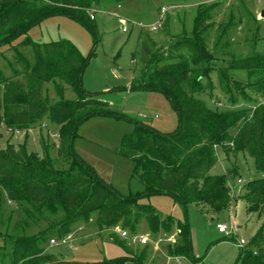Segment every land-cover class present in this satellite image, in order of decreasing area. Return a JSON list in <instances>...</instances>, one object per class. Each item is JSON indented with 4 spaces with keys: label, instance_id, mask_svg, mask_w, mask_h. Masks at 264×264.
<instances>
[{
    "label": "trees",
    "instance_id": "trees-1",
    "mask_svg": "<svg viewBox=\"0 0 264 264\" xmlns=\"http://www.w3.org/2000/svg\"><path fill=\"white\" fill-rule=\"evenodd\" d=\"M101 1L0 0V55L2 48L14 52V60L4 57L10 73L0 66V128L5 125L30 129L47 120L58 125L59 156L67 164L65 168L56 166L57 158L50 155L49 143L43 137V153L30 152L26 143L16 146L8 142L0 146V226L7 199L29 206L39 220L46 221L47 206L59 215L37 233L17 235L12 264H70L48 254L46 244L71 232L75 223L89 221L95 211L100 231L120 226L135 234L143 218L152 232L175 230L178 240L168 245V255L194 260L188 221L165 217L142 200L152 195H168L186 213L189 204L201 209L207 206L215 212L227 209L234 199L228 177L237 175L238 171L231 167L227 174L211 173L218 162L219 149L227 160L231 153L234 156L246 153L254 158L257 170L264 172V104L253 110L257 96L264 97V53L227 60L228 71H245L249 75L260 72L263 76L251 86L252 93L239 87L242 101L249 106L227 112L213 110L205 100L194 96L203 85L201 76L193 78L194 73L206 72V64L209 63L210 69L214 67L212 60H208L203 50L204 41L183 36L171 46L169 62L141 78L134 77L131 83V89L164 94L178 115V126L171 132L164 133L136 121L134 131L123 137L119 152L134 162L133 176L140 178L144 190L129 195L121 193L79 156L75 139L82 122L97 114L117 117L122 114L84 88L89 57L71 40L41 44L26 36L16 41L52 15L74 18L97 39L95 17H91ZM202 7H198L195 18V35L208 28L201 24L213 17L212 6H207L206 12ZM155 46L153 37L146 33L141 42V61L146 70L153 64ZM49 82L56 85L59 100L55 103L44 94V84ZM65 85L76 93L77 99L65 98ZM241 190L239 198L246 202L248 212L256 213L263 222L246 247L240 248L235 264H264V176L249 180ZM48 216L53 218L51 214ZM112 238L126 247L117 234L113 233ZM148 255L145 247L133 256L97 264H122L129 259L143 264Z\"/></svg>",
    "mask_w": 264,
    "mask_h": 264
},
{
    "label": "rangeland",
    "instance_id": "rangeland-1",
    "mask_svg": "<svg viewBox=\"0 0 264 264\" xmlns=\"http://www.w3.org/2000/svg\"><path fill=\"white\" fill-rule=\"evenodd\" d=\"M118 4L121 8H118ZM199 6H203L204 12L207 6H212L213 17L201 24L203 28L209 27L197 31L195 35L193 31ZM163 7L168 9L163 27L152 31L150 26L159 19ZM263 10L264 0H102L96 12L92 13L97 25V39L93 32L74 18L52 15L44 18L16 43L26 36L41 44L68 39L84 56L89 57L83 76L84 88L109 103L110 108L122 114V117L97 114L82 122L75 139V150L94 167L100 177L121 193L129 195L143 191L144 184L138 176H133L134 162L119 152L125 134L134 131L136 121L144 122L164 133L171 132L178 126V115L168 98L156 91L131 89L134 77L141 78L144 73H151L153 69L169 62L172 56L170 48L180 36L197 38L198 41H204V48L210 53L204 48L203 50L214 67L210 69L206 61V72L194 73L193 78L202 77L203 85V89L194 92V96L205 100L213 110L227 112L246 108L249 105L242 101L239 87L252 93L251 86L263 76L260 72L249 75L245 71H228L227 60L264 53ZM117 12L131 21L143 23L146 28L141 30L138 24L129 21L128 31H123ZM146 33L156 42L152 54L153 64L147 70L141 61V42ZM1 50L3 55H0V66L10 73L4 57L14 60V52L7 48ZM92 51L95 53L92 54ZM44 94L51 103L59 100L53 82L44 84ZM65 98L77 99L76 93L68 85H65ZM261 104H264V97L257 96L253 110ZM59 129L58 125L48 120L40 126L22 129L18 134L1 127L0 146L4 147L8 142L16 146L26 143L30 152L43 153V137L49 143L50 155L57 158L56 166L65 168L67 164L59 156ZM229 157L230 159H225V153L219 149L218 162L211 170L212 174H227L231 167H236L238 171L237 175L228 177L234 199L229 208L223 211L215 212L205 209L207 206L201 209L195 204H189L186 213L183 206L168 195H152L142 200L165 217L174 216L188 221L195 258L191 261L195 264H235L240 255L238 239L243 237L250 240L262 224L255 213L247 212L245 201H236L235 197L240 196L241 188L249 180L263 177L264 172L257 170L254 158L246 153L239 152L236 156L231 153ZM45 214L46 221L39 220L29 206L6 200L3 223L0 226V264H12V247L17 235L37 233L59 217L48 206ZM97 218L98 212L95 211L89 221L75 223L69 232L73 234L72 242H48L47 253L70 264H97L133 256L147 247L149 255L143 264H186L187 260L168 258L165 251L168 239L176 236L175 230L152 232L143 218L135 235H147L151 242L141 245L121 237L115 227L100 231ZM218 222L234 226L236 234L226 237L217 229ZM113 233L125 241L126 247L112 238ZM157 241H160L159 245L156 244ZM127 247L134 253L130 254ZM122 264L138 262L129 259Z\"/></svg>",
    "mask_w": 264,
    "mask_h": 264
},
{
    "label": "built area",
    "instance_id": "built-area-1",
    "mask_svg": "<svg viewBox=\"0 0 264 264\" xmlns=\"http://www.w3.org/2000/svg\"><path fill=\"white\" fill-rule=\"evenodd\" d=\"M168 9L167 7H163L161 9V12H160V17L159 19L152 23L150 28L152 31H156L160 28L163 27V23H164V19H165V16H166V13H167ZM120 20L122 21V24H123V31H128V27H127V20L124 19L123 17L117 15ZM95 16L92 15L91 18H94ZM135 24H138L141 28V30L145 29L146 28V25H144L143 23H135ZM4 128H6L9 132L11 133H20L21 130L20 129H17V128H13V127H7L5 125H3ZM0 144H1V135H0ZM241 181V180H240ZM117 232L119 233V235L123 238H128L130 239L133 243L135 242H138L142 245H148L150 242H151V239L149 236L147 235H143V236H139V235H135V234H131L128 230L126 229H122L120 226H115ZM217 229L219 230L220 233H223L225 234L226 236H232V235H235V230H234V226L230 225V224H226V223H223V222H218L217 223ZM73 240V234L72 233H68L64 236H62L61 238H52L50 240L51 244H57V243H63V244H69L71 243ZM177 240H178V235H177V232H176V236L175 237H170L168 239L169 241V244H175L177 243ZM248 243V240L241 237L238 239L237 241V245L239 246V248H245L246 245ZM157 245L160 244V241H157L156 242ZM75 248V246H74ZM177 260L181 261V260H187L185 257L183 256H176L175 257ZM186 264H195L193 261H189L187 260L186 261Z\"/></svg>",
    "mask_w": 264,
    "mask_h": 264
},
{
    "label": "crops",
    "instance_id": "crops-1",
    "mask_svg": "<svg viewBox=\"0 0 264 264\" xmlns=\"http://www.w3.org/2000/svg\"><path fill=\"white\" fill-rule=\"evenodd\" d=\"M118 6V8H121V6H120V4H118L117 5ZM118 13V12H117ZM116 15H119V16H121V17H123L124 19H126L128 22L130 21V22H133V23H136L135 21H131V20H129L127 17H125L124 15H122L121 13H118V14H116ZM127 22V23H128ZM122 23V22H121ZM235 199H236V201H239V200H243V199H241V198H239V196H237V197H235ZM244 201V200H243ZM246 203V202H245ZM229 208V207H228ZM246 208H247V204H246ZM205 209H208V210H211V209H209V208H205ZM247 212H248V210H247ZM249 213V212H248ZM250 214V213H249ZM256 214V213H255ZM257 215V214H256ZM257 217L259 218V220L261 221V222H263V220H262V218H260L258 215H257ZM236 234V233H235ZM151 239V238H150ZM142 245V244H141ZM169 245V244H168ZM74 247V246H73ZM168 247V246H167ZM143 249V248H142ZM166 254H167V256H168V258H175V257H172V256H170V255H168V252H167V248H166Z\"/></svg>",
    "mask_w": 264,
    "mask_h": 264
},
{
    "label": "water",
    "instance_id": "water-1",
    "mask_svg": "<svg viewBox=\"0 0 264 264\" xmlns=\"http://www.w3.org/2000/svg\"><path fill=\"white\" fill-rule=\"evenodd\" d=\"M262 15L264 16V10H263V12H262Z\"/></svg>",
    "mask_w": 264,
    "mask_h": 264
}]
</instances>
